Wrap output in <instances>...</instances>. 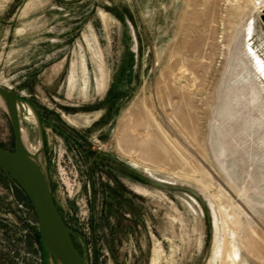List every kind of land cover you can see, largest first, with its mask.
<instances>
[{
    "label": "rangeland",
    "instance_id": "1",
    "mask_svg": "<svg viewBox=\"0 0 264 264\" xmlns=\"http://www.w3.org/2000/svg\"><path fill=\"white\" fill-rule=\"evenodd\" d=\"M0 88L85 264H264V0H0ZM22 194L0 264H44Z\"/></svg>",
    "mask_w": 264,
    "mask_h": 264
},
{
    "label": "water",
    "instance_id": "2",
    "mask_svg": "<svg viewBox=\"0 0 264 264\" xmlns=\"http://www.w3.org/2000/svg\"><path fill=\"white\" fill-rule=\"evenodd\" d=\"M0 92L11 96L1 88ZM13 98L16 101L24 102L23 99ZM12 124L18 132L13 121ZM0 170L8 174L29 201L37 218V231L42 250L43 229L45 228L54 238L59 252L60 264H85V260L73 244L69 228L56 209L45 177L30 157L20 149L18 134H15V149L13 151L0 147ZM42 259L43 263L46 264L44 251Z\"/></svg>",
    "mask_w": 264,
    "mask_h": 264
},
{
    "label": "bare ground",
    "instance_id": "3",
    "mask_svg": "<svg viewBox=\"0 0 264 264\" xmlns=\"http://www.w3.org/2000/svg\"><path fill=\"white\" fill-rule=\"evenodd\" d=\"M253 26L252 24H249V27H248V34L252 33L253 32ZM254 57H257V56H253V59ZM255 69H256V66H255ZM245 71V70H244ZM247 72V71H246ZM233 73V72H232ZM233 77V76H232ZM249 77V75H248ZM250 78V77H249ZM247 79V78H246ZM245 79V80H246ZM244 80V81H245ZM72 81V80H71ZM231 81V80H230ZM247 81V80H246ZM250 81H248L249 83ZM251 83V82H250ZM71 84V83H70ZM241 84V83H240ZM235 85H238V84H235ZM247 85V84H246ZM245 85V86H246ZM249 85V84H248ZM244 86V85H243ZM252 86V85H251ZM231 87V86H230ZM242 87V86H241ZM253 87V86H252ZM228 88V86H227ZM234 88V87H233ZM240 89V88H239ZM252 89V88H251ZM250 89V90H251ZM253 89H256L255 87ZM252 89V90H253ZM229 90V89H228ZM245 90V88H244ZM251 90V91H252ZM226 91V90H225ZM246 91V90H245ZM255 92L257 90H254ZM229 92V91H228ZM232 92V91H231ZM226 93V92H225ZM238 93V92H237ZM248 93V92H247ZM253 93V92H252ZM229 95V94H228ZM228 95L226 97H228ZM240 95V93H239ZM239 95L238 98H239ZM257 95V93H256ZM255 95V96H256ZM261 95V94H260ZM258 95V96H260ZM236 96V97H237ZM225 97V98H226ZM233 97V96H232ZM230 97V98H232ZM229 98V97H228ZM235 99V98H234ZM248 99V98H247ZM255 99V98H254ZM258 99V98H257ZM256 99V100H257ZM226 100V99H225ZM239 100V99H237ZM255 100V102H256ZM227 101H230V100H227ZM246 102V99L244 100ZM261 101V100H260ZM259 101V103H260ZM257 103V102H256ZM248 104V103H247ZM243 105V104H242ZM260 105V104H259ZM0 106H2L4 108V110L6 111V113L9 115V117L12 119L14 125L16 126V128L18 129V131H20V121H19V117H18V111H19V106H18V103L17 101L7 95V94H4L2 92H0ZM255 106V105H254ZM243 107H245L243 105ZM260 107V106H259ZM255 108V107H254ZM246 109V108H245ZM258 109V108H256ZM27 110V113L30 114L33 118V120L35 121V116L32 115V112L30 110V108H26ZM257 111V110H255ZM249 112V111H248ZM258 112V111H257ZM246 114H248L246 112ZM255 114V113H254ZM25 116V115H24ZM249 116V115H248ZM257 117V116H256ZM153 120V119H152ZM250 120V119H249ZM153 122L155 123V120H153ZM253 122H256V121H253ZM247 123V122H245ZM156 127H158V124H156ZM255 125V124H254ZM261 125V124H260ZM250 126V125H249ZM253 126V125H252ZM136 127V125H135ZM135 130V128H134ZM160 130V129H159ZM21 132V131H20ZM259 137V136H257ZM262 137V136H261ZM25 133L22 131L21 132V136L19 137V147L22 151H24L29 157L30 159L38 166V169L39 171L43 174V176L45 177L46 181H47V177L39 163V160H38V155H34L32 153H30L28 150L25 149ZM259 139V138H258ZM257 140V139H256ZM255 140V141H256ZM263 141V140H261ZM38 144V143H37ZM28 145V144H27ZM30 146V145H29ZM30 148V147H29ZM38 149V148H37ZM35 152V151H34ZM37 153V152H36ZM261 157V156H260ZM264 162V161H263ZM48 183V182H47ZM43 251H44V257H45V262L46 264H60V258H59V252H58V249H57V246H56V243L54 241V238L52 237V235L48 232V230H46L45 228L43 229ZM153 259H152V262L151 264H156L157 262V258H158V255L160 254L159 253V250L158 248H155L153 250ZM215 258L219 260L220 264H236L237 261H238V251H237V248L235 247L234 244H229V248L228 250L225 249V245L222 243L221 246H219L216 250H215ZM214 257V256H213ZM217 262V261H216Z\"/></svg>",
    "mask_w": 264,
    "mask_h": 264
},
{
    "label": "trees",
    "instance_id": "4",
    "mask_svg": "<svg viewBox=\"0 0 264 264\" xmlns=\"http://www.w3.org/2000/svg\"><path fill=\"white\" fill-rule=\"evenodd\" d=\"M0 171H2V170H0ZM3 173H5L4 171H2ZM6 174V173H5ZM7 176H8V174H6ZM22 201L24 202V203H26L27 204V200H26V198L23 196V194H22Z\"/></svg>",
    "mask_w": 264,
    "mask_h": 264
}]
</instances>
